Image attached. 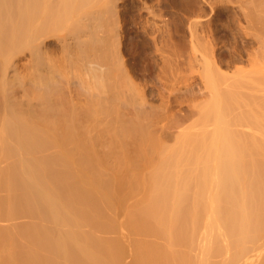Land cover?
I'll use <instances>...</instances> for the list:
<instances>
[{
	"label": "bare ground",
	"instance_id": "bare-ground-1",
	"mask_svg": "<svg viewBox=\"0 0 264 264\" xmlns=\"http://www.w3.org/2000/svg\"><path fill=\"white\" fill-rule=\"evenodd\" d=\"M154 1L0 0V222L14 221L0 227V264H264V83L253 78L255 97L219 70L224 52L206 30L237 3L232 22L253 38L229 33L264 59V0ZM131 30L169 67L200 62L191 80L197 64L182 67L189 79L167 87L163 108L132 78ZM186 35L187 51L175 42ZM257 68L247 73L263 78ZM100 98L117 102L103 154L88 139Z\"/></svg>",
	"mask_w": 264,
	"mask_h": 264
},
{
	"label": "rangeland",
	"instance_id": "rangeland-1",
	"mask_svg": "<svg viewBox=\"0 0 264 264\" xmlns=\"http://www.w3.org/2000/svg\"><path fill=\"white\" fill-rule=\"evenodd\" d=\"M150 2V3H149ZM230 2H232V4L230 5ZM229 3H227V4H229L228 5V8H232L233 6H234V3H235V1L233 0H231ZM153 3H155V1L154 0H147V5H151V4H153ZM236 5L235 6H238V4L237 3H235ZM136 6H140L138 3H136ZM234 6V7H235ZM233 7V8H234ZM121 8L122 9H125V8H127V6L125 5V7L123 8L122 6H121ZM227 8V9H228ZM233 8H232V10H233ZM207 10H206V14H205V16H204V14H203V16H202V14L201 15H199V16H201V17H205V18H203L202 20H205V19H207L208 18V16H206L207 15V13H209L208 11H209V8H206ZM171 10H174V9H171ZM231 9H228V10H219V13H218V11H217V14L219 15V16H217V14H216V16L214 17L215 19H213L211 22H210V25L211 26H208V27H206V30L208 31L209 29L210 30H212L210 33L211 34H213V37H215L214 38V41H215V45H216V47H215V45H214V49H218L217 51L219 52V51H222V52H224L223 53V58H221V64L219 65L220 67L219 68H221V69H219V70H224V72H226V74L225 75H227V74H230L231 72H232V74H234V75H232L231 74V77H235V73H236V71L238 72L236 75H237V77L239 76V78L240 77H242L241 79L243 80V82L244 83H247V84H249V85H251L252 86V88L254 87V85H255V90H256V88L257 87H260V85H261V83L263 84L264 82V80H263V78H262V76L261 77H259V76H254V77H251L250 76V73L252 72V68L253 69H255L256 70V68L259 70V66H256L255 68H254V65H258V64H260V63H258L259 61H261L262 59H263V57L261 58L260 57V55H259V53H260V51L262 52V50L258 47V45L256 46V44H255V46L257 47V48H259V50L260 51H258L257 49H256V47L255 46H251L250 44H247V43H244V40H241L240 38L239 39H235L234 37H233V35L231 34V33H229V31L230 32H234V33H236V31H240V33L242 32L241 30L242 29H239L240 27H238V26H241V28L243 27V26H245V21L243 20H239V21H241L242 23H244V25H242V23H240L239 25H237L236 26V24H238L237 22H232V17L236 14V13H234V11L236 10L235 8H234V10L232 11ZM140 11V10H139ZM139 11L137 10V11H134V12H132V14H128L127 15V17H126V19L130 22V24H132L133 23V26L134 25H136V26H138L139 27V22L141 21V19H143V17H141L140 15H139ZM230 14H229V13ZM233 12V13H232ZM135 14H136V16H135ZM145 12H144V16H145ZM166 15H164L165 16V18H168V17H170V15L172 14V16L174 17V16H177V14L176 13H165ZM183 14L185 15V17H186V15L188 16V13H184L183 12ZM234 14V15H233ZM134 15V16H133ZM137 15H138V17H137ZM221 15H222V17H221ZM233 15V16H232ZM237 16H238V14H236ZM133 16V17H132ZM141 18H140V17ZM147 16V15H146ZM164 16L163 17H158V18H154L155 19V21H158V22H160V24H162V20L163 19H165L164 18ZM180 16V15H179ZM191 16H196V17H199V16H197V14L196 15H191ZM229 18H228V17ZM128 17H130V18H128ZM184 17V18H185ZM207 17V18H206ZM230 18H231V20H230ZM130 19V20H129ZM132 19V20H131ZM136 20V21H133V20ZM154 19L151 17V20H149L150 22L152 21V23H154ZM157 19V20H156ZM227 19L229 20L228 22H227ZM185 20V19H184ZM215 20V21H214ZM133 21V22H132ZM137 21H138V23H137ZM157 22V23H158ZM213 22V23H212ZM226 22H227V24H226ZM223 23H225V24H223ZM229 23V24H228ZM232 23V24H231ZM235 24V25H234ZM231 25H232V27H231ZM136 26H134V30H136V28H138V27H136ZM227 26V27H226ZM230 26V27H229ZM228 27H229V29H228ZM246 27V26H245ZM209 28V29H208ZM227 28V29H226ZM232 29V31H231V29ZM234 28V29H233ZM237 29V30H236ZM244 30V33L245 32H247L248 34V37H247V35H245L243 32H242V34L244 35V36H246L247 38H249V36H251L252 37V34H251V32H252V30H251V32H250V34H249V29H246V28H243ZM134 30H131V37H132V40H131V42L130 43H128V45L130 46L131 45V43H133V50L136 52H134V51H131L132 53H130V52H128L127 54H126V58L128 57V61L129 62H131L130 63V66L131 67H129V69H130V71H131V74H132V78H134V80L136 81L137 80V82H135L136 83V85L138 86V88L140 87V85H141V87L139 88V89H143L142 90V92L144 93V96L146 97V100L147 101H145V98H144V101L147 103V104H149V105H151V106H153L155 109H158L156 106H158V107H160V108H163L164 106H165V102L163 103L164 104V106H163V104H161L160 102H163L162 100L164 99V98H172L173 97V95L172 94H174V91H176V89H174V88H177L178 87V85L179 84H182L180 81L181 80H186V79H189V75H190V73H191V75H190V80L192 79L191 78V76L193 77V76H198V73H200V71L199 70H202V69H200L201 67H200V62L197 64V62L199 61H194L193 62V65H192V62H190V64H185V65H181V66H179V67H169L168 65H166V63L165 64H163L165 61L164 60H159L160 58H159V56L158 55H155L154 56V54H153V52H151V49L149 48V47H143V43L141 42V37H140V34L138 33L137 34V32L136 31H134ZM209 30V31H210ZM216 31V33H215V31ZM234 30V31H233ZM246 30V31H245ZM248 30V31H247ZM206 31V32H207ZM208 31V32H209ZM202 31H200L199 33H201ZM207 32V33H208ZM213 32V33H212ZM204 33V32H203ZM139 35V36H138ZM201 35V34H200ZM203 35H205V33L203 34ZM203 35H201V36H203ZM250 37V38H251ZM140 38V39H139ZM253 38V37H252ZM217 39V40H216ZM179 39H177L176 38V40H175V42L177 43V44H179V47L180 48H184V50H186L187 48H189V37H188V35H186V37L184 38V40H179ZM233 40V41H232ZM236 40H239V42L240 43H236V44H234L235 43V41ZM136 41H138V42H136ZM178 41V42H177ZM180 41H182V42H180ZM185 42H187L188 44V46L186 45V43ZM220 42V43H219ZM236 42H238V41H236ZM243 42V43H242ZM138 43V44H137ZM142 43V44H141ZM183 44V45H180V44ZM217 43V44H216ZM219 43V44H218ZM222 43H223V45H222ZM187 47H186V46ZM242 45H243V47H242ZM247 45H248V47H252L251 49H249L248 47H247ZM250 45V46H249ZM134 46H135V48H134ZM181 46H183V47H181ZM237 46V47H236ZM240 46H241V48H240ZM185 47H186V49H185ZM223 47V48H222ZM248 49H247V48ZM254 47H255V49L257 50V55L256 56H259V58H261V59H259L258 57H256L255 56V59L253 58L252 60H253V62H254V65L252 64L253 62L251 61V55H255V54H251V53H256V50H254ZM141 48V49H140ZM222 48V49H221ZM143 49L145 50V52L143 51ZM224 49V50H223ZM235 49V50H234ZM138 50H140L139 52H138ZM188 50V49H187ZM186 50V51H187ZM240 52H239V51ZM247 50V51H246ZM249 50H251V51H249ZM142 51V52H141ZM146 51H148V53L146 52ZM216 51V52H217ZM235 51H237L236 53H235ZM244 53H243V52ZM217 52V53H218ZM247 52H250V58H246L247 56H245V55H249V53H247ZM238 53H240V54H238ZM246 53V54H245ZM150 54V55H149ZM225 54V55H224ZM232 54H234V55H232ZM153 55V56H152ZM198 55H200V54H198L197 53V56ZM146 56V57H145ZM150 56H152V59H150ZM158 56V57H157ZM238 56H240V58L238 57ZM244 58H242V57ZM262 56V55H261ZM264 56V55H263ZM27 57V56H26ZM235 57V58H234ZM238 57V58H237ZM249 57V56H248ZM253 57V56H252ZM243 60H242V59ZM258 58V60H257V62H255L254 60H256ZM157 59V60H156ZM248 59H250V61L251 62H248ZM242 60V61H241ZM132 61H133V63H132ZM160 61H162V63H160ZM225 61H227V63L225 62ZM236 61V62H235ZM262 61H264V59L262 60ZM261 61V62H262ZM154 63V65H151V63ZM196 62V63H195ZM225 62V63H224ZM160 63V65H158ZM224 63V64H223ZM195 64H197V65H195ZM228 64V65H227ZM229 64H231L230 65V67H229ZM235 64V65H234ZM138 65V66H137ZM139 65H141V66H139ZM165 67V65H166V67L164 68V70H165V72H167V74L166 73H164V71H162L163 69V66ZM190 65H192V66H190ZM195 65V67L194 68H192L193 66ZM143 66V68H141ZM167 66H168V68H167ZM187 66H190V68H192V69H195V70H192V69H190V70H192V71H195V73L194 72H190V71H187V69L189 68H187V69H185ZM196 66H197V68L198 67H200L199 69H196ZM224 66V67H223ZM253 66V67H252ZM181 67V68H180ZM182 67H185V68H183L184 70H186L187 72H184L183 71V69H182ZM138 68V69H137ZM161 68V69H160ZM174 68V69H173ZM178 68H180V69H178ZM251 69V72L250 71H248V69ZM261 68H263V66H262V64L260 65V70H261ZM134 70V72H132L133 70ZM138 71H136V70ZM145 69V70H144ZM168 69H171V70H168ZM173 69V70H172ZM182 69V70H181ZM226 69V70H225ZM249 69V70H250ZM147 70V71H146ZM151 70V71H150ZM180 70H181V72H180ZM189 70V69H188ZM196 70H197V72H196ZM254 70V71H255ZM259 70V71H260ZM263 70H264V68H263ZM263 70H261V72L263 71ZM146 73L145 75H144V72ZM169 71V72H168ZM176 71H178V72H176ZM233 71H235V73H233ZM247 71L248 72H250L249 74L247 73ZM257 71V70H256ZM255 71V72H256ZM258 71V72H259ZM171 72H173V73H171ZM180 72V74L182 75L183 73L185 74V73H187L188 75L186 76V74H185V76H180V74H179V77H178V73ZM188 72H190V73H188ZM221 72H223V71H221ZM224 72H223V74H224ZM260 72V73H261ZM12 73V72H11ZM143 73V74H142ZM156 73V74H155ZM172 74L173 75V77H172V75L170 76V75H168V74ZM194 73V74H193ZM197 73V74H196ZM264 73V72H263ZM263 73H261V74H263ZM140 74V75H139ZM142 74V75H141ZM152 74H155V75H152ZM165 74V75H164ZM252 74V73H251ZM258 74V73H257ZM10 75H12V74H10ZM149 75V76H148ZM254 75H256V73L254 74ZM134 76V77H133ZM151 76V77H150ZM158 76V78H161V82H162V84L164 85L165 84V88L167 89L166 91H161L162 92V94L160 95V90H159V88H158V86L155 84V79H156V77ZM253 76V75H252ZM149 77V78H148ZM153 77V78H152ZM154 77H155V79H154ZM170 77V79H168ZM182 79H181V78ZM186 77V78H185ZM230 77V76H229ZM256 77V79H257V81L260 83V85H257L258 83H257V81H256V79H255V83H257V84H255L254 83V81H253V78H255ZM172 78H173V80H172ZM175 78H176V80H175ZM179 78V79H178ZM236 78V77H235ZM238 78V79H239ZM168 79V80H167ZM179 81H178V80ZM233 79L234 78H232V79H230V80H232L233 81ZM241 79H239V80H241ZM168 82H167V81ZM169 80L171 81V82H169ZM143 81V82H142ZM179 83H178V82ZM140 82V83H139ZM144 83V84H142V83ZM164 82V83H163ZM178 83L177 85H176V83ZM149 85H148V84ZM167 83H168V85H167ZM173 84H174V88H173ZM246 84V85H247ZM143 85H144V87H145V89H144V87H143ZM167 85V86H166ZM172 85V86H171ZM240 87H243V85L244 84H242V81L240 82ZM256 85H257V87H256ZM146 86H148V87H146ZM151 86V88H149ZM154 86H156V87H154ZM169 86V88H172V90L170 89H168L167 87ZM171 86V87H170ZM179 86H181V85H179ZM251 86H250V89L248 88V86H246V88H245V90L247 89V91H249V90H253L254 91V89H252L251 88ZM143 87V88H142ZM240 87H239V89H238V87L236 86L235 88L237 89V90H235V88H233V90H235V92L237 91V93H238V95L239 96H242V98H246L244 95H246L247 93H248V95H249V92H251V91H249V92H246L245 90H244V88H241V89H243V91L242 90H240ZM263 89H264V86H261ZM260 87V88H261ZM149 91H152V92H149ZM152 89V90H151ZM158 89V92H156V90ZM232 88H230V90H231ZM263 89H261L260 91H259V95H261L262 94V92H263ZM155 90V91H154ZM171 92L172 91V94L169 92V91ZM232 90V91H233ZM208 91V90H207ZM240 91H242V93L240 92ZM257 91V93L255 94V91H254V95H256L255 97H258L259 95H258V90H256ZM262 91V92H261ZM148 92H149V94H148ZM165 92H167L166 94H165ZM243 92L244 93H246V94H244L243 95ZM260 92H261V94H260ZM20 93V92H19ZM147 93V94H146ZM152 93H154V94H152ZM156 93V94H155ZM20 94H22V93H20ZM158 94V95H157ZM171 96H170V95ZM241 94V95H240ZM251 94H253V92L251 93ZM146 95H149V96H151L150 97V100H149V96H146ZM154 95H155V97H154ZM156 95H157V97L159 98V101H158V98H156ZM258 95V96H257ZM153 96V97H152ZM159 96H162L161 97V99H160V97ZM168 96V97H167ZM170 96V97H169ZM244 96V97H243ZM24 98L26 97V96H23ZM22 98V97H21ZM27 98V97H26ZM148 98V99H147ZM185 98H188L187 96H185ZM241 98V97H240ZM94 99V98H93ZM101 99H104L105 101H103V100H101ZM108 99L109 98H100V103H103V102H106V103H103V105H102V108L100 107V122H99V125H98V130H99V128H101L100 130H99V132H98V134H97V131L96 130H92L91 131V133L89 134V136L90 135H92L91 137H89L88 139H92L93 141H92V143H93V146H95V148L93 147L92 148V143L91 144H89L90 145V147H89V145H88V147L89 148H91V150L92 151H95V149H96V151L94 152V153H96V152H99L100 151V149H101V153L103 152V153H109L110 152V149H112V141L114 140V137H115V132L114 131H116L117 130V124H116V126H115V123H117L116 122V117H117V114L115 113V106H116V104H117V102H116V104H114L115 103V101H114V99L113 98H110L109 99V102H108ZM84 99L82 98V101H81V103H83V102H85V101H83ZM122 100H126L125 101V103H126V105L128 104V98H123ZM112 101V102H111ZM164 101H165V99H164ZM112 104H114V105H112ZM114 102V103H113ZM151 103V104H150ZM154 103V104H153ZM159 103V104H158ZM106 104V105H105ZM109 104V105H108ZM84 105H86V103H84ZM104 105H105V108H104ZM100 106H101V104H100ZM128 107H129V105H127ZM126 106V107H127ZM107 107H108V110H109V112H111V113H113V115L115 116V117H113V115H111V113H109L108 114V110L106 111L105 109H107ZM113 107H115L114 109H113ZM103 108H104V110H103ZM177 108V107H176ZM175 108V109H176ZM105 113H107L108 115H110L109 117L111 118H108V116H106L105 115ZM115 113V114H114ZM108 118V119H107ZM112 118H114V120H112ZM106 119V120H105ZM110 119V120H109ZM116 119V120H115ZM113 122H112V121ZM109 121V124L108 123H105V122H108ZM111 121V122H110ZM113 123V124H112ZM111 124V125H110ZM109 125L112 127L113 125H114V127H109ZM100 126V127H99ZM114 130V131H113ZM95 131V132H94ZM103 132V133H102ZM110 132H114V133H112V134H110ZM96 136H95V135ZM100 134V135H99ZM98 135V136H97ZM103 135V136H102ZM95 136V137H94ZM98 137V140L99 139H101L102 140V138H103V143H101L100 141L98 142V140H97V142H96V138ZM102 137V138H101ZM96 142V143H95ZM98 143H101V144H98ZM97 144V145H96ZM99 145V146H98ZM103 146V147H101V146ZM98 148H100V149H98L97 150V147ZM111 147V148H110ZM94 149V150H93ZM90 150V149H89ZM101 153H99V154H101ZM102 153V154H103ZM98 154V155H99ZM4 165V164H3ZM2 190H0V192H1ZM5 191H2L1 193H0V196H3V195H6L5 193H4ZM1 194H3V195H1ZM0 221H3V218H0ZM10 221V222H9ZM7 220V221H5V219H4V222L3 223H1L0 222V227H5V226H10V225H12L13 224V222L14 221H11V220ZM6 222H8V224H6ZM12 223V224H11ZM5 224V225H4ZM4 225V226H3Z\"/></svg>",
	"mask_w": 264,
	"mask_h": 264
}]
</instances>
